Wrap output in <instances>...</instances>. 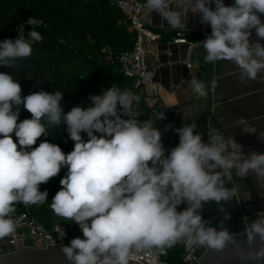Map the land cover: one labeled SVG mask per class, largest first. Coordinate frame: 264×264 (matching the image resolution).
I'll use <instances>...</instances> for the list:
<instances>
[{
    "label": "clouds",
    "instance_id": "obj_1",
    "mask_svg": "<svg viewBox=\"0 0 264 264\" xmlns=\"http://www.w3.org/2000/svg\"><path fill=\"white\" fill-rule=\"evenodd\" d=\"M186 2L200 22L211 27L202 42L206 62L232 61L242 79L255 80L264 73L260 43L264 0H234L227 6L223 0ZM146 6L171 27L186 26L187 11L171 8L169 0H146ZM26 23L32 28L27 36L20 24L17 38L0 41V65L31 56L33 42L42 41L35 30L40 21L29 17ZM253 29L256 41L251 40ZM190 83L194 93L207 96L202 81L193 77ZM211 87L214 91V80ZM63 95L41 90L23 96L20 83L0 72V239L15 231L14 205L43 203L48 192L40 185L67 166L51 207L56 215L77 223L83 233V239L76 237L62 246L69 264H128L133 248L171 247L181 239L189 247L207 245L217 251L225 247L231 236L206 226L203 205L231 198L225 178H230L233 168L241 175L253 172L264 177V153L245 155L243 145L221 132L210 131L205 141L193 123L175 129L179 144L166 155L161 131L151 120L139 119L134 102L140 98L130 90L113 85L88 97L93 106H74L67 113L61 106ZM21 106L31 118L19 121ZM164 118L162 113L160 119ZM45 119L48 125L58 126L62 119L67 124L74 141L71 152L65 154L47 140L32 147L48 135ZM236 123L243 134L256 132L243 117ZM258 139L264 141V133ZM182 204L185 207L180 209ZM258 216L247 232L249 244L259 241L250 253L253 260L264 259V212ZM229 218L226 213L224 219ZM58 232L63 238L65 233L60 228Z\"/></svg>",
    "mask_w": 264,
    "mask_h": 264
},
{
    "label": "trees",
    "instance_id": "obj_2",
    "mask_svg": "<svg viewBox=\"0 0 264 264\" xmlns=\"http://www.w3.org/2000/svg\"><path fill=\"white\" fill-rule=\"evenodd\" d=\"M0 12L4 17H0V41L17 38L16 29L20 24H24L27 36L32 30L26 24L29 17L40 21L35 30L43 37L42 41L33 42L31 56L9 61L11 68L5 70L20 83L23 96L41 90L63 92L61 106L67 113L74 106L85 109L93 106L88 99L90 95H100L116 85L139 96L134 109L140 120H149L141 91L130 77L119 71L116 63L107 59L109 50L120 52L132 48L135 36L128 28L125 14L112 0H0ZM26 118H31V114L21 106L19 121ZM42 122L46 124L48 135L41 136L33 148L47 140L60 146L65 154L73 150L74 141L70 139L63 119L58 126L48 125L46 119ZM81 136L87 141L86 133L82 132ZM67 173L68 167L63 166L58 175L40 185L41 191L48 192L43 203L22 209L30 208L47 228L57 222L66 224L71 240L83 239L78 224L56 215L51 207L53 197L61 189L60 180ZM175 244L179 251L169 250L167 246L163 248L167 251V260L169 264H183L180 258L182 247Z\"/></svg>",
    "mask_w": 264,
    "mask_h": 264
},
{
    "label": "crops",
    "instance_id": "obj_3",
    "mask_svg": "<svg viewBox=\"0 0 264 264\" xmlns=\"http://www.w3.org/2000/svg\"><path fill=\"white\" fill-rule=\"evenodd\" d=\"M223 2L227 6L234 0ZM170 7L175 10L182 7L187 11L185 27H171L155 11L148 21L158 34L151 49L160 60L154 79L160 86L165 118L153 124L162 133L165 154L179 144L175 129L193 123L205 141L210 131L221 132L243 145L245 155L253 151L264 153V141L258 139L264 133V73H259L255 80L242 79L240 70L232 61L206 62L202 42L211 33V27L200 22V16L191 12V5L186 1L172 3ZM261 19L264 20V15ZM178 37H184L186 41H175ZM251 40H257L254 29ZM260 43L264 44V40ZM193 77L204 83L206 97L193 92L190 83ZM213 80L216 82L214 91L211 87ZM241 117L256 129L254 134L242 133V126L236 123ZM231 178L247 220L264 212V177L253 172L241 175L233 168Z\"/></svg>",
    "mask_w": 264,
    "mask_h": 264
},
{
    "label": "built area",
    "instance_id": "obj_4",
    "mask_svg": "<svg viewBox=\"0 0 264 264\" xmlns=\"http://www.w3.org/2000/svg\"><path fill=\"white\" fill-rule=\"evenodd\" d=\"M185 1L169 0V4ZM113 3L125 14L128 27L135 36L132 48L120 52L109 50L107 58L116 63L119 71L130 77L134 86L141 91L149 111V120L154 122L160 119L164 108L161 104L160 86L154 79L160 60L151 49V43L158 37L157 32L148 23L153 10L146 6V0H113ZM175 41H186V38L178 37ZM11 218L16 224L15 231L10 236L0 239V255L17 250L16 239L21 238L23 246L46 248L48 243H56L61 247L70 244L69 229L62 222H57L47 228L29 208L15 209ZM58 228L65 233L63 238L60 237ZM176 243L182 247L180 258L183 264H198L200 256L196 254V251L199 245L194 244L189 247L184 239ZM129 259L141 264H169L167 251L157 247L139 250L133 248Z\"/></svg>",
    "mask_w": 264,
    "mask_h": 264
},
{
    "label": "water",
    "instance_id": "obj_5",
    "mask_svg": "<svg viewBox=\"0 0 264 264\" xmlns=\"http://www.w3.org/2000/svg\"><path fill=\"white\" fill-rule=\"evenodd\" d=\"M225 187L232 191V196L227 202H207L204 203L201 210L202 218L209 222L206 226L213 227L217 231L226 230L231 236V240L225 243L221 264H264V259L253 260L250 257V253L258 247L259 241L257 238L253 244L248 243L247 232L250 225L231 176L225 178ZM226 213L229 215V219H224ZM16 241L18 249L1 254L0 264H69L62 247L56 243H48V246L44 248L23 246L21 245L22 238L16 239ZM208 249L207 245L198 246L196 251V254L200 256L198 264L204 263ZM128 264L141 263L128 259Z\"/></svg>",
    "mask_w": 264,
    "mask_h": 264
},
{
    "label": "rangeland",
    "instance_id": "obj_6",
    "mask_svg": "<svg viewBox=\"0 0 264 264\" xmlns=\"http://www.w3.org/2000/svg\"><path fill=\"white\" fill-rule=\"evenodd\" d=\"M112 2H113V0H112ZM4 4V3H3ZM3 4H1V5H3ZM0 17L1 18H4L3 17V15L1 14V12H0ZM125 23H126V21H125ZM27 24V23H26ZM40 24V23H39ZM3 26H4V21H3ZM2 37V33H0V38ZM108 59V58H107ZM9 68H11V64L9 63L8 65H0V72H5V70H7V69H9ZM115 69H117V68H115ZM14 79V78H13ZM15 80V79H14ZM36 206H37V204H36ZM14 207L16 208V209H22V208H25L26 206L24 205V204H18V203H16L15 205H14ZM30 209V208H29ZM260 217L258 216V215H254V216H251V217H249L248 218V224L251 226V224L254 222V221H256L257 219H259ZM172 250V251H179L180 250V248H179V246L178 245H176V244H174L173 246H171L170 248H169V250Z\"/></svg>",
    "mask_w": 264,
    "mask_h": 264
},
{
    "label": "flooded vegetation",
    "instance_id": "obj_7",
    "mask_svg": "<svg viewBox=\"0 0 264 264\" xmlns=\"http://www.w3.org/2000/svg\"><path fill=\"white\" fill-rule=\"evenodd\" d=\"M224 253V248L220 251L214 250L209 247L206 252V256L203 264H221V259Z\"/></svg>",
    "mask_w": 264,
    "mask_h": 264
}]
</instances>
